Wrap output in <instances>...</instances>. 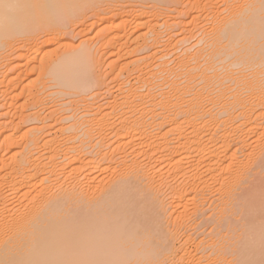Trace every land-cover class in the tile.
<instances>
[{
    "label": "bare ground",
    "instance_id": "1",
    "mask_svg": "<svg viewBox=\"0 0 264 264\" xmlns=\"http://www.w3.org/2000/svg\"><path fill=\"white\" fill-rule=\"evenodd\" d=\"M250 1L235 2L241 3L236 7L227 1V10L213 8L215 12L210 5L220 3L207 5L206 0L204 12L211 9L216 14L208 11L215 21L205 14L209 23L216 24L209 25L213 30L203 28L213 31L211 37L205 33L212 39L209 47L202 45L188 54L194 48L190 43L187 54L184 50L185 55L177 54L176 67L166 60L171 55L155 50L138 56L131 63L135 71L146 64L145 77L138 71L141 75L133 84L128 80L119 84L120 100L98 105L69 124L67 115L49 123L58 110L49 112L50 117L37 110L46 99L45 89L53 87L50 82L85 92L88 77L83 72L89 70L91 45L78 46L46 64L43 75L51 77L50 85L46 78L39 86L30 82V90L23 84L22 92L16 91L33 74L41 45L57 40L69 19L96 12L97 1L0 0V101H6L0 108L3 111L9 103L14 110L15 100L26 90L36 98L32 104L37 108L34 114L20 109L18 116L16 108L13 115L18 121L5 122L14 132L4 134L6 127L0 125L4 134L0 149L5 153L0 155V264H231L226 256L232 253L221 242L225 238L218 239L234 200L240 196L235 202L252 220L258 210L260 217L264 211V184H252V175L245 177L250 161L264 170V0ZM138 17L125 33L120 31L122 24L99 17V41L106 46L110 41L121 43L125 55L157 47L159 32L147 38L155 34V23ZM147 26L148 31L137 34ZM109 31L113 37L106 41ZM203 35L197 37L207 40ZM142 36L144 43H135ZM184 37L180 40L187 43L190 37ZM249 40L263 42L252 49ZM25 48L33 56L24 53ZM146 57L151 61L147 63ZM12 72L18 73L10 79ZM2 111V116L11 113L9 108ZM22 123L31 125L18 136ZM255 142L258 148L261 145L258 161L249 152ZM246 184L249 188L244 189ZM192 218H200L202 226L214 220L215 226L199 239L189 229ZM251 229L254 239L243 240L234 254L240 258L232 264H264V227Z\"/></svg>",
    "mask_w": 264,
    "mask_h": 264
},
{
    "label": "rangeland",
    "instance_id": "2",
    "mask_svg": "<svg viewBox=\"0 0 264 264\" xmlns=\"http://www.w3.org/2000/svg\"><path fill=\"white\" fill-rule=\"evenodd\" d=\"M96 1H97V3H96L97 4L96 12H88L87 11V12L84 13L85 15L84 14L83 15L81 14V17H79V18L77 17V19H79V21H77V19H75V18L69 19L67 21L68 24L66 26H63V27L60 28L62 30V35H60L61 37L59 36L57 38V40H55V41L53 39L54 42L53 41H51V42L48 41L49 44L46 43V45H43V46L41 45V50H40L41 52L38 55V60H36V62H34L35 65L32 66L33 68H32L31 71H33V69H34V72H30V73H33V74H30L29 73L30 74L29 75L30 77H27L26 79L23 80L21 86L19 87L20 91L18 89L16 92L18 94L20 92H22V88L24 87L23 84L27 86L26 89L29 88L27 90H30V87H28V85H31L32 86L33 84H29L32 81H34V84H36V86L37 85L39 86L40 83H41V81H43V80L45 81V79L47 78L48 80L46 79V81H48V83H49V79L51 77L48 78L46 75H43V71H45V69H43V67L46 68L47 65H48V63L50 65V63H53V60L55 62L60 56L66 54L67 52L70 53V51L71 52L74 51L73 49L78 48V46L81 48L82 45H84V46H86L88 48L91 45V48H92L91 49L92 52H91V55H90V61L88 62V66L90 65L89 66V70L90 71L89 70H85L86 72L85 71H84L85 73L83 72L84 76L88 77L87 78V82H88L87 86H88L89 89L86 88V90L84 92L83 90L81 91L80 89H77V91H76L75 89H72V88H65V87H63L64 89H66V90H64L60 86H58V87L57 86H54V84L56 83L55 81L54 82H50L53 85V87H50V88L48 87V89H45L47 91H44V93L42 94V97L44 96L43 98L44 99L46 98V99H45L43 105H40L39 106L38 110H37V108H34L35 106H34V104H32L35 101V100H33L35 97H33V95H30L29 91H27L25 89L26 91H25V93H23L24 95L22 94L23 95L22 97H20L21 96L20 95L19 96L20 98L18 97L17 100H15V104H13L14 107H15V109L16 108L18 109V111H19L18 113H15L14 114V112H17V109L16 110L15 109L13 110V106H11L12 107L11 108L9 106L10 105L9 103L6 106L7 109L6 108H4V109L2 108L3 109V111H2L1 108H0V122L4 124L3 125V124L0 123V125L1 126H5L6 128L5 127L4 128L7 130V131L4 130V134L6 132H10V131L11 132H14L15 131V129L13 130V128L10 129V130H8L9 128L7 129V126H9L10 124L7 125V124H5V122L6 121H9L10 122L11 121V118H13V120H15V121H18L19 118L16 117V116H14V115H17V116L18 115H21L20 114V109H21V113L24 112L25 109H26V111H25L26 113L25 114H27L28 112H29V114H34L35 110H37V111H40L41 110L40 112L42 114H44L43 116H47V117L48 116L49 117L51 116L49 112H51L52 110H58L56 113L53 114V117H52L53 119H50L49 123L50 122L57 123L58 121L60 122V121H62V118L67 115L66 117H71V119H72V120L70 119V120L66 121V123H69L70 124L71 122H74V120H76L77 118H82L84 116L82 114H84V113H87L88 114V112L91 113V111L93 112L94 109H95V107H98V105L99 106H102V105H106L107 106V104H109V103H115L114 102L115 99L116 100H120V99H117V96H118V98H121V96L119 97V95L121 94L119 92V87L121 86V82L122 81L123 82H125L127 80H128V82L129 81L130 82L132 81L131 83L130 82L129 83L127 82V83L128 84H133L134 83V80H135V77H136V79L138 77L137 74L142 73V75L141 74L140 75L141 76H144V77L146 76L145 74H147V71H145V70H147V69H145L146 68L145 67L146 64L141 63V64H143L141 66V68H138V70L135 71L133 69L134 64L131 63L132 60L136 59L138 56H141V55L142 56H144V55L147 56V55L153 54L154 53V50H155V51H158L159 52L158 55L168 54V56H170V55L172 56V57L170 56L168 58L166 57V60H170L171 61V64H170L171 67H172V64L173 65L174 64L177 65L179 63V61H180L179 60L178 63L176 64L177 58L179 57L178 59H180V55H181V53H183V50L187 54V50L188 51H189V49L191 50V47L190 46L193 45L192 47H194V48H192V50L190 51V53H188V54H192L191 52H194L195 51V53H196L197 49L198 50L201 49L200 47L202 45H203L202 48L204 47V45H205V48H206V45L208 46V43L209 44H210V42L212 43V39L209 38V35L211 33L213 34V31H212L213 29L212 28H213V26H214V28L216 26V24L215 25L213 24V21H215V20H213V19H215L214 18L215 16L212 17L213 16V13H214V15H216L215 14V12H216L215 10H218L219 7L222 8V9H224L223 7H227L226 8V10H227L228 7H229V6H227L228 4L230 6L233 5V6L236 7V5H238V3L240 1H243V2H241L242 5H243L244 2H245L246 5L248 4L247 2H251L250 0H248V1H245V0H240V1L239 0H237V1H235V0H213V1L207 0V2L210 1V2L207 3L206 0H205V2H203L204 0H199V1H201V3H200L202 5L201 6L199 4V2L196 3L198 0H96ZM217 1L220 4H217L216 3ZM227 1H228V4H226ZM234 1L235 2H238V3H235ZM213 2L216 3V4H213L214 7L210 5L209 8H211V7H212L211 9L214 8L215 10L214 9L213 10L215 12L213 10L209 9V8H207V9H209L211 11L205 10V12H204V9H206V8L203 7L204 6L203 4L207 3V5H208V4H211ZM233 3H235V5ZM241 3L239 5H241ZM197 4H198V6H196ZM225 4H226V6H225ZM245 4H244L243 7H245ZM215 6H217V7L215 8ZM201 7H203V10H202ZM205 7H207L206 4H205ZM226 10H225V13L224 14L227 15L228 12H226ZM208 11L209 12H212L213 11V13H210V16L212 15L211 18L209 16ZM223 12L221 13L222 16L224 15ZM137 13L138 14L140 13V15H138V16H142L143 15L144 19H148V20L151 19V25L155 23L154 24V29H155L154 32H155V34L154 33L148 34L147 35V38L149 40L152 37H154V35H156L157 32H159L160 35L159 34L157 35V36H159L158 37V42H157L158 43L157 47L150 46V49H149V46H147V48L144 49L145 53H143V49H142L140 52H136L135 54L130 53V54L125 55L127 53V51L125 50L123 52V50L121 49L122 48L121 47V45H122L121 43H118V42L115 43V41H110L109 45L107 44V46H106V44L104 45L105 42L102 43L103 40L99 41V37L97 35V33H98L97 31L99 30V27H101V25H96L98 23V21L101 19V18L99 19V17H103V16L104 17H109L110 20H112L114 23H116V24H122L123 26L120 27V31L121 32H124V31L126 32L127 30H132L134 28L133 27L134 26L133 23L136 20L135 18H137V19L140 18L138 16L136 17ZM206 13L208 14V16H209L210 19L213 18L212 19L213 21L212 20L210 21L211 23L208 22L210 19L209 20H206V17H207L205 15ZM78 14H76L75 17ZM82 16H84V17L86 16L85 19H84V17L82 18ZM224 17H225V15H224ZM73 20H74V22H73ZM205 21H207V22H205ZM166 24H167V26H166ZM131 25H132L133 28L132 27L130 28ZM205 25H207V26H205ZM209 25H212V28ZM115 26L116 25L114 24L111 27L112 28L113 27L115 28ZM203 28H205V30ZM208 28L209 29H212L209 32L210 34L208 32H204V31H207V30L209 31ZM149 29L150 28L148 26L147 27H144L143 29L140 28L139 31H137V34H140L139 32H146ZM200 29L202 31H200ZM112 30H114V29H112ZM198 32H200V33H198ZM202 32L204 33V35H205V33H208L209 34L208 36L206 34L205 37H204V38L207 37V40L209 38V41L208 42H207L206 39H200V38H203V37H200V36L203 35ZM108 33H107L106 41H108L111 37H113L112 36L113 35L112 32L109 31ZM191 34H192V36L193 35L196 36L198 34L197 36H199L200 38L197 37V36L196 37L193 36V38H191ZM199 34H202V35H199ZM44 36H42L43 39H44ZM135 36H136V33H135ZM135 36H134V38H135ZM184 36H186V37H184ZM188 36L190 37V39L188 38ZM182 37L188 38V41L189 40L190 41L192 40V41L191 42L190 41L189 42L187 41V43L181 42L182 39L180 40V38H182ZM210 37H211V35H210ZM184 38H183V40H184ZM43 39H41V40H43ZM85 39L88 40V41H86ZM91 40H92V42H91ZM201 40H203L205 43L207 42V44H205ZM94 41L95 42L97 41V43L95 44ZM140 41H142L141 43H144L143 36L141 38L137 39V41H135V43L136 42L139 43ZM197 41H199V42L201 41L202 43L200 42V43L197 44ZM258 41L260 43L263 42L262 40H258ZM81 42H83V44ZM100 42H101V44H99ZM255 42H252L250 40L248 42L249 43V46L254 45L253 48L251 46L252 49H256V48L260 47V46H258V44H260V43H258L257 40H255ZM190 43H191V45H190ZM253 43H255L256 45L253 44ZM47 44H48V47H46ZM98 44H99V46H98ZM94 45H97V46H94ZM187 46H188L189 49H186ZM15 47L16 46H14L13 48L15 49ZM98 47H99V49H98ZM176 47H177L176 52L172 53V50L174 49L173 51H175V48ZM208 47H207V49H209ZM168 48L171 49V50H169ZM95 49H97V50H95ZM185 49H186V51H185ZM210 49L212 50V47H210ZM159 50H161V51H159ZM12 51L14 52V51H17V50H12ZM28 51L29 50L28 49L26 50V48H25V52L24 53H27V55H28V53H30V51L29 52ZM120 51H122V52L120 53ZM169 51L173 55L172 54H169ZM254 52H256V51H254ZM11 53H9V54H11ZM179 53H180V55L177 56V54H179ZM31 54L32 53H30V55ZM33 54L31 56H33ZM183 54L185 55V53H183ZM9 58H12V56H9ZM24 59H26V58H24ZM24 59H23V61L26 62L27 60L25 61ZM21 61H22V59H21ZM146 61L148 63L149 61H151V58H149L147 60V57H146ZM127 62H130L129 65H127V64H126L127 66L124 65ZM91 63H92V65H91ZM175 65L173 67H176ZM128 66H129L128 69L129 70H132V71H129L128 69H126ZM34 67H36L37 69L34 68ZM143 67H144V70L142 69ZM139 69L140 70L142 69L146 73H144L142 70H141L142 71L141 72ZM237 69L238 68L231 67L230 70L231 71H236ZM133 71H135L136 73L133 72ZM12 73H10V74H12ZM17 73L18 72H14L13 75L14 74L15 75L14 76L11 75L12 77H10V79L11 78H14L15 76H17L16 75ZM41 74L44 76V79H42L43 76ZM35 80H37V81L39 80L38 81L39 83L37 81L35 82ZM44 81L41 84H43ZM50 83H49V85H50ZM119 84H120V86H119ZM55 85H57V84H55ZM36 89H34L33 91L36 92L37 91ZM67 90L69 92L71 90L72 92H70V93H72V94H69V92ZM45 92H46V94H45ZM64 92H65V94H64ZM36 93H38V92H36ZM51 94L52 95L54 94L53 95V97H54L53 99L54 100H52V101H51V98H52V95ZM28 95H29V97H28ZM45 95H46V97H45ZM9 98H8V100H11ZM31 99L33 101H31ZM44 99H42V100H44ZM0 100H1V98H0ZM25 101L27 103H25ZM4 102L6 103V101H2V102L0 101V106L2 104H4ZM51 102H54L56 107ZM23 103H24V105L26 104L28 106L27 107H26V105L23 106ZM30 103L33 106L32 105L30 106ZM50 103H51L52 106L50 105ZM90 103H91V105H90V107H88ZM8 108L11 110V113L8 114V116L7 115L6 116H2L4 114H1V111H2V113L5 112L6 110L8 111ZM43 108H45V109H43ZM92 108H94V109H92ZM31 109H33V110H31ZM74 109H76V110L73 111ZM90 109H92V110H90ZM30 111H32V112L34 111V112L32 113ZM48 113H49V115H48ZM69 114L72 115V116H70ZM73 116H75V117H73ZM78 116H80V117H78ZM55 121H57V122H55ZM69 121H71V122H69ZM9 122H6V123H9ZM28 124L27 125L26 124H23L22 127H21V129L18 128V130H17V135L19 134L18 136H20L23 133L22 130L24 131L26 128L29 127V125H31V124H29V125ZM33 124H35V122H33ZM57 128H58V124H57ZM0 132H2V130ZM20 132H22V133H20ZM2 134H3V132L0 133V135H2ZM1 139H2V136H0V140ZM261 143H262V141H261ZM258 145H259V143L258 142H255L254 149L252 148L253 150L250 149L251 151H249L250 153H253L254 152L255 155L254 154H252V155L255 156V157H253V156L252 157L253 158H256V159H254L255 161H258L259 156H260V153H261V151H260L261 150L260 149L261 148V145L259 146V148H258ZM256 146H257V148H256ZM255 149H256V153H255ZM257 150H259V151H257ZM3 151L4 150L0 149V155L1 154L2 155L5 154ZM250 162H252V166H250L251 165V163H250V165L247 167V169H249V170H247V169L245 170V171H247V172H245V175H246L245 177H248V176L251 177V175H252V178H254V179L251 178L252 184L253 183L256 184L257 182H261V183L264 184V170L261 172V169L258 170V167L256 166L255 162L254 163H253V161H250ZM253 167H255V168H253ZM163 170L167 171V168H165ZM163 170H161L160 173L165 172ZM252 171H254V172L252 173ZM245 186H247V187L244 188V189L249 188V184H246ZM242 190H240V191H242ZM240 191L238 192L239 195L242 194V193L240 194ZM263 197L264 196H261V198H262V200L264 202ZM239 199H240V196H239ZM239 199H238V196H237V199H235V200H237V202H238V201H240ZM235 200L233 202L234 203V206L232 205L233 207H231L229 209L230 212H228L225 215V217H224V220H225L224 223L226 225V229L221 234L222 236H220L219 239H218V241L220 242L221 240H224V238H225V240L224 241H221V242H223V244L226 245L225 248H227V250L229 249L228 250L229 254L230 253L233 254V256H232V254H230L231 256L230 255H227L226 256V260H227L226 262L227 263H230L231 262V264L232 263H235V262L237 263V259L240 258L237 255L234 256V254H235L236 251L239 250L238 249L239 246H241V247L243 246V245H241V244L244 243L243 240L252 241L254 239L255 236H251V232H250L249 229H251V228L254 229V228H258L259 227V229L261 230V227H262V229L264 227V211L261 212V213H263V215L260 217L261 214L259 213L260 211L258 210L257 211L258 212L257 215L259 217L258 216H256V217H258L260 219L258 220L256 217H254L253 220H252L251 219L252 217L249 216L250 214L247 213V211L245 210V208L239 207V204L237 202H235ZM262 200H261V203H262ZM169 203L170 202H168V204ZM190 206L192 207V205H190ZM169 209H170V205H169ZM243 210H245V212H243ZM170 211H172V210L170 209ZM210 213H211V211L208 213V215H207L208 217H210L209 216V215H211ZM244 216L246 218L245 220H244ZM249 218L252 221L249 220ZM204 219H206V218H204ZM191 220L192 221L190 223L189 229H192L191 233H195V236H197L198 238L200 236L199 239L203 238L204 235L206 236V234L208 235V233L215 226L213 224V222H215L214 220H211L210 222L208 220H206L204 222L205 223V226H202V224L200 225V223H201V219L200 218H192ZM247 220H249L250 222L249 221L247 222ZM211 222H212V225H211ZM204 223H203V225H204ZM209 223H210V225H209ZM247 223H248V225H247ZM254 223H255V227H253L254 226ZM206 224H208V225H206ZM256 224H259V225L256 227ZM252 229H251V231H253ZM247 232H248V234H247ZM202 233H204V234L203 235H200ZM252 237H253V239H252ZM261 238L262 237H260V240H261ZM262 240L264 241V238ZM176 242H177L176 245H178L176 247H179V245H180V244H178L179 241H176ZM191 247H192V249L193 248L195 249L194 245H192ZM234 258H235L236 261H234Z\"/></svg>",
    "mask_w": 264,
    "mask_h": 264
}]
</instances>
